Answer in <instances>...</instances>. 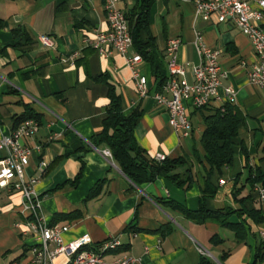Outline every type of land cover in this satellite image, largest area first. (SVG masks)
<instances>
[{"label":"crops","instance_id":"crops-1","mask_svg":"<svg viewBox=\"0 0 264 264\" xmlns=\"http://www.w3.org/2000/svg\"><path fill=\"white\" fill-rule=\"evenodd\" d=\"M196 1L156 0L150 30L164 55L167 77L166 48L172 39L181 40L179 60L190 67L202 62L199 37L219 52L227 73L223 86L234 89L233 104L246 117L233 139V162L220 170L206 161L201 142L213 109L197 110L191 98L185 99L192 129L189 138L179 137L166 108L154 100L160 91L151 65L143 60L137 66L149 83V95L142 98L126 57L112 48L110 55H102L86 43L109 29L104 0H0V138L18 127L27 108L40 119L38 132L24 141L33 150L26 178L36 179L39 208L34 213L22 193L0 187V264H34V240L26 227L36 219L50 227L69 226L66 243L89 235L90 248L100 253L106 241L116 239L119 247L103 255L108 262L130 258L138 264H201L203 259L209 264H264V220L248 215L257 210L264 218V200L247 181L248 166L264 172V89L249 81L258 58L239 29L199 17ZM134 5V0L117 2L125 13ZM17 29L29 38L18 46ZM43 35L54 40V48L39 42ZM135 54L133 46L127 56ZM100 75L110 77L125 115L142 110L135 136L150 156L188 161L196 173L189 190L165 176L136 186L114 159L103 155L106 146H93L109 103L108 87L95 81ZM187 81L194 84L190 70ZM4 156L0 150V160ZM41 162L47 163L43 172ZM83 164V178L73 186ZM206 174L215 191L204 200L206 210L242 225L243 238L221 220L199 224L186 214L199 211ZM103 181L100 194L90 197ZM54 264H67V259L60 256Z\"/></svg>","mask_w":264,"mask_h":264},{"label":"built area","instance_id":"built-area-1","mask_svg":"<svg viewBox=\"0 0 264 264\" xmlns=\"http://www.w3.org/2000/svg\"><path fill=\"white\" fill-rule=\"evenodd\" d=\"M118 0H107L105 12L109 29L96 35L93 45L97 52L108 56L112 48L126 57L128 68L132 71L136 82L137 92L140 97L149 95V83L142 76L137 66L143 59L140 54L128 57L133 47V38L129 24H125L126 13L117 6ZM196 14L202 19L216 20L217 23L230 24L241 31L251 42L258 64L249 73V81L252 85L264 89V0H197L195 2ZM39 42L46 48H54V40L46 35L39 37ZM202 62L198 66L190 67L179 60V51L182 46L180 39H172L166 48L168 79L163 85L162 102H156L166 108L169 114V123L175 133L181 138H189L192 125L188 110L184 104L185 99L191 98L193 106L197 110L219 109L227 103H234L236 92L231 87H224L223 80L227 73L219 62V52L209 48L200 39L198 41ZM192 72L194 84L187 81L188 71ZM39 129V121L30 119L19 125L11 134L0 138V150L5 156L0 160V187H12L16 192L23 194L29 203V208L34 213L39 208V200L35 196L33 186L36 179L27 180L26 169L30 164L33 150L27 147L24 141L33 137ZM103 155L113 159L112 153L105 150ZM158 160L166 157L158 155ZM47 168L46 162H41L39 171ZM224 184V181L221 182ZM264 200V189L256 187ZM27 231L34 240L31 247L34 264H54L60 257L65 256L67 264H70V256H77V264H138V261L130 258H121L108 262L104 256H100V250L90 248L92 239L89 235L66 243L64 234L69 231V226H57L54 230H47L40 219L27 224ZM56 248L51 250V245ZM116 239L106 241L103 246H112V251L119 247ZM205 254L203 250L200 251Z\"/></svg>","mask_w":264,"mask_h":264},{"label":"trees","instance_id":"trees-1","mask_svg":"<svg viewBox=\"0 0 264 264\" xmlns=\"http://www.w3.org/2000/svg\"><path fill=\"white\" fill-rule=\"evenodd\" d=\"M105 2L107 0H104ZM133 9L126 13V21L129 24L130 32L133 38V46L143 60L148 62L155 76V83L160 92L168 77L164 74V55L158 52L155 38L150 30V13L156 0H134ZM2 22L0 21V28ZM145 35V37H144ZM16 45H20V40L28 41L27 33L22 29L14 31ZM97 83H102L108 87L109 103L105 107V119L101 131L94 135L92 144L95 148L106 146L112 153L113 159L118 164L122 173L134 185L141 186L155 181L160 176H165L173 181L177 186L189 190L195 182V172L184 158L158 160L149 155V153L139 144L135 136V128L143 112L136 110L131 114L125 115L121 107L120 96L116 92L115 86L110 82L108 75H100L95 78ZM201 111V110H200ZM212 115L205 119L206 131L202 135V145L205 150V159L212 168L218 170L229 168L233 162L234 153L232 151L233 139L238 135L239 126L245 122V115L232 103H227L219 109H213ZM30 119L40 121L39 116L30 108H27L23 118L17 121L19 126ZM247 156V155H246ZM248 159V156H247ZM199 164L202 162L198 159ZM182 170V172H179ZM85 171L84 164L75 178L71 182L73 186L79 185ZM247 181L253 189L262 187L264 189V172L260 168L248 166ZM210 174H206L205 189L201 198L199 211L196 213L186 212L197 223L202 224L208 220H221L220 213L208 212L205 208L204 200L207 196L215 194L210 185ZM105 181L98 183L91 192L90 197L98 196L101 187ZM230 213H227L229 215ZM249 216L257 221L264 220L259 211L249 212ZM224 225L232 228L237 237L243 238L244 227L227 223V218L221 220ZM164 233V230H161ZM201 264H209L203 259Z\"/></svg>","mask_w":264,"mask_h":264},{"label":"bare ground","instance_id":"bare-ground-1","mask_svg":"<svg viewBox=\"0 0 264 264\" xmlns=\"http://www.w3.org/2000/svg\"><path fill=\"white\" fill-rule=\"evenodd\" d=\"M125 24H127L126 18H125ZM162 90H163V88H162ZM154 100L156 102H162V92L157 93L154 96ZM55 227H57V226H53V227L47 226V230H54ZM109 251L110 252L112 251V246H104L102 249V252L100 253V256H103L104 254L108 253ZM70 264H77V256H70Z\"/></svg>","mask_w":264,"mask_h":264},{"label":"rangeland","instance_id":"rangeland-1","mask_svg":"<svg viewBox=\"0 0 264 264\" xmlns=\"http://www.w3.org/2000/svg\"><path fill=\"white\" fill-rule=\"evenodd\" d=\"M143 59V58H142Z\"/></svg>","mask_w":264,"mask_h":264}]
</instances>
